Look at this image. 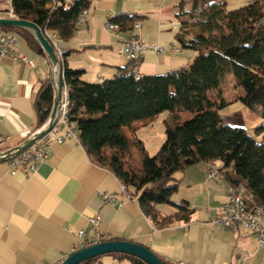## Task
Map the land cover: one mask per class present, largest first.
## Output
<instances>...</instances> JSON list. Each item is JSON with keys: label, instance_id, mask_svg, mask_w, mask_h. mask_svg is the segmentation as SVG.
I'll return each instance as SVG.
<instances>
[{"label": "crops", "instance_id": "0c3cea01", "mask_svg": "<svg viewBox=\"0 0 264 264\" xmlns=\"http://www.w3.org/2000/svg\"><path fill=\"white\" fill-rule=\"evenodd\" d=\"M222 1L207 0L204 12L219 7ZM178 3L179 0H94L73 37L61 42L65 49L63 66L83 69L82 78L87 82H102L132 70L133 62L118 51L128 33L117 37L105 22L110 15L111 19L133 13L142 23L133 32L151 47H165L163 52L147 50L139 62L138 74H168L188 67L196 51L182 49L178 40ZM9 6L8 0H0L1 8ZM190 7L188 0L186 8ZM14 48L33 64L12 55L0 60V134L9 137L7 149H16L35 131V96L52 72L49 60L32 50L20 36ZM224 89L222 85V96L231 104L221 110L223 120L244 125L251 135L262 139L264 117L260 111L249 110L238 96L226 94ZM150 129L155 130V126ZM212 168L219 169L218 163L193 164L176 173L178 191L172 199L176 203L188 201L193 209L191 218L157 227L137 199L120 192L121 180L74 139L54 142L45 163L31 176L22 172L12 175L7 162L0 161V264L60 263L72 253L79 230L97 213L101 215L98 228L109 240L142 244L169 264H264V247L258 245L254 232L244 226L234 231L209 224L227 200V182L210 179ZM98 190L119 193L123 206L103 203ZM159 208L163 215L176 210L172 204H161ZM122 260L107 253L92 264H122ZM124 260L125 264H132L129 259Z\"/></svg>", "mask_w": 264, "mask_h": 264}, {"label": "trees", "instance_id": "16d2710c", "mask_svg": "<svg viewBox=\"0 0 264 264\" xmlns=\"http://www.w3.org/2000/svg\"><path fill=\"white\" fill-rule=\"evenodd\" d=\"M206 1L190 0L189 9L188 0L178 3V40L183 48L196 51L188 67L140 79L126 70L102 82H87L82 78L83 69L63 66L68 123L79 131L80 144L121 180L157 227L190 220L193 209L188 201L176 203L172 197L178 191L176 173L198 163H218L227 181L243 183L256 205L264 207V136L258 140L244 125L229 124L221 115L231 104L222 96L221 86L233 74L245 90L237 99L264 117V0H248L234 9L223 1L205 13ZM93 3L73 0L54 7L52 0H11L8 8L0 7V14L10 15L12 9L14 17L36 23L43 32L58 33L62 42L73 37L77 20ZM136 20L137 14L129 13L111 18L127 35L134 33ZM0 29L17 34L48 59L30 30L11 25H0ZM54 99L51 72L35 96V131L49 121ZM164 111H168L165 141L150 155L137 130ZM184 111L191 117L183 119ZM161 204H172L176 210L163 215ZM110 254L132 264H148L127 253ZM99 257L80 264H92Z\"/></svg>", "mask_w": 264, "mask_h": 264}, {"label": "built area", "instance_id": "2783aa9c", "mask_svg": "<svg viewBox=\"0 0 264 264\" xmlns=\"http://www.w3.org/2000/svg\"><path fill=\"white\" fill-rule=\"evenodd\" d=\"M8 1L11 5V0ZM72 2L73 0H52L54 7L62 4H71ZM11 11L13 10L11 9ZM87 13L88 10H85L81 17L77 20V25L82 22ZM110 16L106 20L105 26L110 32L114 33L118 37V29H120V27L117 23H110ZM141 27L142 23L140 20H136L134 28L140 29ZM44 34L55 48L59 58H63L65 49L59 45V37L61 36L56 32L48 31H45ZM18 41L19 36L17 34L0 30V60L5 55H12L16 59L33 64L27 56H22L15 50L14 46ZM149 49H153L156 52H163L165 47L161 45H155L152 47L147 45L139 33H137V36H133L130 40H121V45L118 48L119 53L126 56L134 64L133 69L128 71V75H133L136 79H138V73H140L138 70L139 62ZM178 50V48L175 49V51ZM64 94L65 88H63L62 96L59 101L57 121L55 125L49 132L43 135L29 148L21 152L14 149L11 153H8L10 149H7L6 144L9 137L0 134V159L7 162L12 175H16L20 172L27 176L33 175L38 171L41 165L45 163L54 142L63 143L67 139H74L76 141V137L73 132V125L69 124L65 114L61 113V104L64 102ZM47 124L48 122L42 128H45ZM42 128L33 132L30 137ZM209 178L225 180L227 182V200L218 217L211 220L209 224L226 226L234 231H237L241 226H244L257 235L258 245L260 247H264V215H260L253 210V204H249L248 196H240V186L227 181L219 169H209ZM120 192L125 197L132 198L128 190L121 187V185ZM97 195L101 197L103 203L105 204H115L118 208L122 207L124 204V201L120 198L119 193L98 190ZM238 203H245L249 206V214H241L238 210ZM100 220L101 215L99 213L89 217L87 226L79 230L77 234L79 240L74 243L72 252L81 250L101 241L109 240V236L102 233L98 228ZM44 264L59 263L55 261H47Z\"/></svg>", "mask_w": 264, "mask_h": 264}, {"label": "water", "instance_id": "95a60500", "mask_svg": "<svg viewBox=\"0 0 264 264\" xmlns=\"http://www.w3.org/2000/svg\"><path fill=\"white\" fill-rule=\"evenodd\" d=\"M0 25H11L26 28L34 33L38 42L44 49L48 60L52 66L53 72V84L55 87V99L54 107L48 121V124L45 128H42L40 131L36 132L34 135L29 137L22 145L17 147V151L21 152L29 148L34 144L38 139L43 135L49 132L57 121L58 105L62 96L64 88V79H63V63L59 56L56 53L55 48L45 36L42 29L34 22L19 19L16 17H3L0 16ZM15 149V150H16ZM14 149H10L8 153H11ZM0 161H3L0 159ZM122 252L130 255H134L146 261L148 264H168L162 260L158 255H156L152 249L146 247L142 244L131 242L124 239H112L101 241L91 246L85 247L81 250L70 253L65 259H63L59 264H80L83 261L88 259L101 256L107 253Z\"/></svg>", "mask_w": 264, "mask_h": 264}, {"label": "rangeland", "instance_id": "374dc122", "mask_svg": "<svg viewBox=\"0 0 264 264\" xmlns=\"http://www.w3.org/2000/svg\"><path fill=\"white\" fill-rule=\"evenodd\" d=\"M247 1L248 0H226L225 2H227L229 9H234V8L240 7L241 5L246 4ZM206 4L203 5V8L205 7ZM11 13L13 14V12ZM223 88H225L224 90H226L225 93L227 92L229 95H233L234 97L245 94L244 88L236 82V79L234 78L233 74L229 75L228 79L223 84ZM167 115H168V111H164L157 117V119H155V121L147 125L141 126L137 130V137L140 138L144 142L147 152L150 155L156 154L159 148L161 147V145L163 144V142L165 141L164 120L167 117ZM190 117H191L190 112H187V111L182 112L183 119H188ZM151 125L155 126V130L152 131L150 129ZM172 182L173 181H171L170 183ZM122 262H123L122 264H125L126 260L123 259Z\"/></svg>", "mask_w": 264, "mask_h": 264}, {"label": "bare ground", "instance_id": "6f19581e", "mask_svg": "<svg viewBox=\"0 0 264 264\" xmlns=\"http://www.w3.org/2000/svg\"><path fill=\"white\" fill-rule=\"evenodd\" d=\"M13 12V11H11ZM11 17H14L13 14L11 13ZM112 18V17H111ZM110 23H113L110 19ZM120 29H118V34H120ZM133 36H137V34L133 33L130 34L125 40H130L133 38ZM59 45L61 47V40L59 38ZM142 76L140 74H138V79H140ZM64 88H65V94H64V102H62L61 104V113L65 114V117L67 119L68 122V118H67V108L69 105V99H68V87L64 84ZM73 132H74V136L76 137V141L78 143H80L79 141V131L77 130L76 127L73 126ZM212 169H217V168H212ZM240 186V196H248V202L249 204H253V210L256 211V213L260 214V215H264V207L263 206H259L256 205L255 203V199H254V195L247 189V187L243 184V183H239L238 184ZM121 187H124L125 189L126 186L122 183ZM238 210L241 212V214H249V206H247L245 203H238Z\"/></svg>", "mask_w": 264, "mask_h": 264}]
</instances>
